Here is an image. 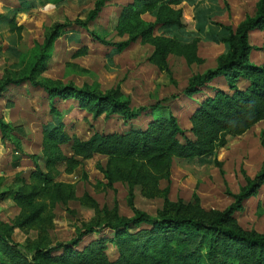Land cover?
<instances>
[{
	"label": "trees",
	"instance_id": "trees-1",
	"mask_svg": "<svg viewBox=\"0 0 264 264\" xmlns=\"http://www.w3.org/2000/svg\"><path fill=\"white\" fill-rule=\"evenodd\" d=\"M110 1L96 0L85 19L55 23L44 42L28 50L21 62L7 68L0 79V96L9 86L26 82L42 88L51 101L53 112V121L43 129V153L34 155L37 161L29 179L22 180L19 187H10L0 193L1 198L10 197L21 208L12 222L0 219V264H264V233L244 230L234 217L243 209V203L257 195L264 185V160L255 176L245 175L246 182L234 194L232 204L224 210L203 211L200 216L183 213L186 205L183 201L168 200L157 215H152L135 206L133 189L141 185L145 190L154 180H169L176 158H209L225 147L230 137L241 136L264 121V64L250 61L253 47L249 41L253 30L264 28V0L257 2L254 15L247 14L236 29L217 23L226 31L221 40L229 50L218 57L215 67L193 74L184 94L193 97L219 76L226 78L228 90L215 87L214 95L198 103L190 116L192 136H188L172 110L164 113L168 98L148 107L134 108L120 83L103 90L95 84L80 87L43 75L64 30L70 24L88 30L89 23L99 18ZM181 2L133 0L122 7L115 26L116 34L126 37L124 40L109 41L95 31L91 35L113 46L112 53L122 52L138 41L153 46L149 62L171 77V55L184 58L189 65L203 63L198 54L200 39L186 44L175 35L177 30L186 27ZM146 13L154 14L155 21L145 20ZM13 27L21 28L15 23ZM242 80L247 82L244 87H240ZM56 99L75 100L79 108L96 119L102 115H117L131 122L144 115L152 114L153 117L145 127L132 126L126 132L95 131L90 137L82 138L67 130ZM0 129L2 139L15 145V157L19 159L23 152L18 138L21 128L0 116ZM261 144L264 147V138ZM63 146L69 147L70 154L65 153ZM96 155L108 157L106 167H101L108 186L118 181L128 183L132 216H121L117 209L101 208L89 194L78 197L75 184L58 180L61 169L72 174L84 161ZM39 159L43 160L44 168ZM77 198H84V204L93 208L95 215L81 222L72 240L54 242L50 231L55 225L57 206ZM145 226L148 229H142ZM134 227L140 230L133 232ZM16 229L36 231L37 235L24 243L17 242L13 237ZM105 230L114 233L95 238L81 247L86 236ZM110 245L117 250L115 259L108 253Z\"/></svg>",
	"mask_w": 264,
	"mask_h": 264
},
{
	"label": "rangeland",
	"instance_id": "rangeland-1",
	"mask_svg": "<svg viewBox=\"0 0 264 264\" xmlns=\"http://www.w3.org/2000/svg\"><path fill=\"white\" fill-rule=\"evenodd\" d=\"M53 1V2H50ZM96 0H0V79L10 66H17L24 54L37 43H43L48 30L55 23H70L76 19H85ZM131 0H112L107 4L99 18L90 22L88 30L77 24H70L56 41L53 54L47 61L43 75L64 84L75 83L98 85L103 90L121 84L123 92L131 99L134 108L148 107L162 97H169L164 113L169 110L177 115L181 126L192 136L190 116L193 111L191 101L185 98L183 89L188 78L202 71L215 61L221 48L213 42L203 41L200 54L206 58L203 65L189 66L183 58L171 56L170 64L173 75L165 73L149 62L154 50L151 45L139 41L132 43L119 53H112L113 46L105 45L95 39L91 32L103 35L109 41L119 42L126 37L116 34L115 26L122 7ZM224 1V0H220ZM228 5L229 20L236 21L245 13H253L257 0H225ZM222 5H224L221 2ZM188 28L194 29L193 10L188 9ZM220 17L226 21L228 16ZM13 23L17 25L14 28ZM264 37V32L262 34ZM257 39V38H256ZM252 38V41H257ZM261 39V38H260ZM264 39V38H263ZM259 58L263 53L257 49ZM20 70V69H19ZM17 70V71H19ZM214 83H217L216 81ZM220 84V83H219ZM210 91V90H209ZM176 93V94H175ZM177 99L174 98V96ZM51 101L46 92L29 82L9 86L0 96V116L5 121L21 128L18 138L23 152L19 159L15 157V145L2 139L0 129V193L10 187H19L21 181L29 178L35 169L36 156L42 155L43 129L53 121ZM56 106L63 113V122L71 134L82 138L90 137L95 131L103 133L126 132L131 127H145L152 114L144 115L131 122L122 117L105 115L94 118L91 113L78 107L75 100L56 99ZM264 121L256 124L247 133L230 137L228 144L217 150L216 154L206 159H178L171 167L169 180L153 181L149 188L134 186L135 206L152 215L162 210L166 200L183 201V213L200 216L202 212L224 210L234 199V194L245 184V175L257 174L264 160ZM70 154L68 146H63ZM39 163L44 168L42 159ZM108 157L96 155L86 160L74 173L63 172L59 181L76 185L78 197L85 193L97 200L101 208L108 211L118 210L121 216L130 217L133 210L129 206L128 183L118 181L108 186L101 167H106ZM165 197H168L167 199ZM88 201V199H87ZM85 199L77 198L56 208L54 228L50 231L53 241H70L77 233L83 220H90L95 211L84 204ZM21 208L9 197H0V219L12 222ZM238 224L248 232L264 233V185L258 194L243 203V209L234 215ZM148 229V226L142 227ZM141 229V230H142ZM138 228L134 227L133 232ZM114 232L105 230L84 238L81 247L100 236H111ZM36 231L18 230L15 240L24 243L27 238L36 237ZM26 244V243H25ZM62 253V252H57ZM108 253L112 259L117 257V250L110 245Z\"/></svg>",
	"mask_w": 264,
	"mask_h": 264
},
{
	"label": "crops",
	"instance_id": "crops-1",
	"mask_svg": "<svg viewBox=\"0 0 264 264\" xmlns=\"http://www.w3.org/2000/svg\"><path fill=\"white\" fill-rule=\"evenodd\" d=\"M132 1L133 0H131L130 2H127L123 6L131 3ZM258 1L259 0H257V2ZM221 2L224 5H222ZM257 2H256V5H257ZM180 7L183 9V22L186 25V27L182 30H177L175 32V35L179 38V40L182 43H186V44L192 43L196 38H199L200 41L198 43V54L203 59V63H201V64L195 63V64L189 65L187 62L186 63L189 66H194V65L200 66V65H203L206 63V58L200 54V44L203 41L213 42L216 46L221 48L220 53L215 57L214 63L207 66L206 69H204L202 71L194 72L193 74L202 73L209 68L215 67L217 64L218 57L221 56L222 54H226L229 50V46L226 43L222 42V40H221L222 37L225 35L226 31L222 26L217 25V23H221L223 25H230L234 29H236L238 27V25L245 19L247 14L254 15V13L256 11V7H255V10L253 13H251V14L245 13L242 17H240V19H238L236 21H230L229 15L226 14V13L229 14V10L227 8L228 6L226 5L225 0L224 1H220V0H182ZM189 8H191V10H193V16L195 19L194 29L188 28V24H190L189 20L187 19V17H189V13H188ZM224 15L228 16V19H226V21H224L223 19H220V17H222ZM143 18L147 21H155L156 16L152 13H146L145 15H143ZM263 32H264V28L263 29L262 28H256L255 30H253L250 33V37H249L250 44L253 47L251 52H250V61L254 64H257V65L264 64V50L262 49V47L264 46V39H263L264 37H262ZM252 38L253 39L257 38L256 39L257 41H252ZM257 48L262 50V53H263L259 58H257V56H258L257 54L259 53ZM171 56H174V55H171ZM171 56H170L169 60H171ZM175 57H178V56H175ZM180 58H182V57H180ZM152 65L158 69V67L156 65H154V64H152ZM170 66H171V64H170ZM158 71H160V70L158 69ZM165 74L168 77H170L167 73H165ZM215 81L217 83H214ZM187 83H188V81H187ZM246 84H247V82L245 80H242L240 83V87H244ZM215 87L223 89V90H228V83H227L226 78L224 76H219V77L215 78L211 83H209L207 86L203 87L201 89V91L198 92L197 94H195L193 97H189L186 94H184L185 88L183 89V94L185 95V98L187 100L194 103V105H193V110H194L195 107L198 105V103L202 102L206 97L214 95V93H215L214 88ZM164 98H169V97L165 96V97H162L161 99H164ZM196 159H200V158H196ZM27 179H29V178H27ZM16 231H17V229L15 230V232ZM15 232L13 234V237L15 235ZM17 242H19V241H17Z\"/></svg>",
	"mask_w": 264,
	"mask_h": 264
}]
</instances>
